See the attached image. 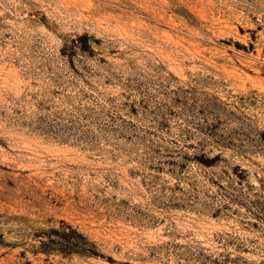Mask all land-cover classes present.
<instances>
[{
  "label": "rangeland",
  "instance_id": "obj_1",
  "mask_svg": "<svg viewBox=\"0 0 264 264\" xmlns=\"http://www.w3.org/2000/svg\"><path fill=\"white\" fill-rule=\"evenodd\" d=\"M0 264H264V0H0Z\"/></svg>",
  "mask_w": 264,
  "mask_h": 264
}]
</instances>
